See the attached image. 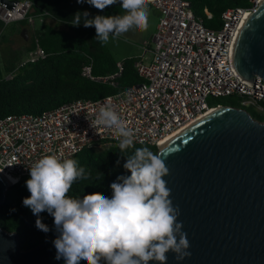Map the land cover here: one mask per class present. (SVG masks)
<instances>
[{
    "label": "built area",
    "instance_id": "built-area-1",
    "mask_svg": "<svg viewBox=\"0 0 264 264\" xmlns=\"http://www.w3.org/2000/svg\"><path fill=\"white\" fill-rule=\"evenodd\" d=\"M118 1V0H117ZM250 6L229 7L220 14V25L208 28L196 18L187 0H153L150 8L159 20L152 36L151 58H140L134 67L143 81L98 99H78L40 114H11L0 119V170L20 179L30 177L32 164L54 154L69 159L85 146L98 143L119 144L112 129L92 126L102 106L110 105L133 130L134 144L159 147L171 131L188 124L210 109L212 99L238 97L237 107L250 109L264 120V80L258 74L243 78L233 60V49L242 15L255 11L259 0ZM31 0H17L12 8L0 1L3 25L27 19ZM208 19L212 18L206 13ZM144 49H147L145 44ZM46 56L37 46L30 50L16 68ZM118 71L94 76L91 64L82 67V75L93 80L113 82ZM8 73L5 78L12 77ZM231 102V101H230ZM11 184V185H13ZM10 185V186H11Z\"/></svg>",
    "mask_w": 264,
    "mask_h": 264
},
{
    "label": "water",
    "instance_id": "water-1",
    "mask_svg": "<svg viewBox=\"0 0 264 264\" xmlns=\"http://www.w3.org/2000/svg\"><path fill=\"white\" fill-rule=\"evenodd\" d=\"M12 8L17 0H0ZM27 38V29L21 30ZM245 79L264 80V0L233 49ZM163 177L178 207L190 256L167 264H264V120L237 106L220 105L158 147ZM15 177L0 170V204ZM22 249L19 236L0 226V264H66L53 241ZM149 264H158L150 261Z\"/></svg>",
    "mask_w": 264,
    "mask_h": 264
},
{
    "label": "clouds",
    "instance_id": "clouds-1",
    "mask_svg": "<svg viewBox=\"0 0 264 264\" xmlns=\"http://www.w3.org/2000/svg\"><path fill=\"white\" fill-rule=\"evenodd\" d=\"M104 10L117 0H77ZM153 0H121L123 15L88 18V13H76L72 24L95 27L96 39L102 45L109 37L119 38L135 28L141 32L149 28V5ZM94 126L114 131L121 152L134 147V132L110 106H102L96 114ZM119 163V161L117 162ZM124 169L131 175L118 176L112 182L111 197L99 192L83 198L68 195L77 179L89 178L74 159H62L50 154L29 166L26 181L30 196L23 205L37 216L36 227L47 233L48 225L39 218L47 211L54 218L59 235L53 241L56 259L66 264H167L169 252L177 260L190 256L186 233L178 207L170 199L171 190L163 179L169 173L160 154L148 147L136 148L127 156Z\"/></svg>",
    "mask_w": 264,
    "mask_h": 264
},
{
    "label": "trees",
    "instance_id": "trees-1",
    "mask_svg": "<svg viewBox=\"0 0 264 264\" xmlns=\"http://www.w3.org/2000/svg\"><path fill=\"white\" fill-rule=\"evenodd\" d=\"M196 18H202L210 29L220 25V14L229 7H249L248 0H187ZM29 18H40V27L29 35L30 22L27 19L3 25L0 20V119L11 114H40L44 111L78 99H98L143 81L134 67L135 57L120 61V74L113 82L93 80L82 75V67L91 64L94 76H106L118 71V60L96 39L95 27L74 26L72 20L76 13H88L94 18L98 9L77 0H31ZM206 13L212 15L211 19ZM27 29L25 39L21 30ZM2 45H4L2 47ZM40 46L46 53L42 59L29 62L16 68L19 62L32 49ZM12 72L10 78L5 76ZM213 104L237 106L228 96L217 97ZM256 118H260L248 110ZM261 119V118H260ZM101 149L94 145L85 146L71 159L89 174V178L77 179L68 195L83 198L84 195L99 192L111 197L110 185L118 176L131 175L124 169L127 156L134 154L136 148L148 147L158 153V147L148 144H134V147L121 152L115 143H107ZM119 161V163H117ZM30 177L22 178L11 185L0 204V226L19 236L20 247L28 249L41 243L47 237L58 233L54 218L41 212L39 218L49 227L47 233L36 227L37 216L23 205V199L31 195L26 186ZM79 264H86L83 260Z\"/></svg>",
    "mask_w": 264,
    "mask_h": 264
},
{
    "label": "crops",
    "instance_id": "crops-1",
    "mask_svg": "<svg viewBox=\"0 0 264 264\" xmlns=\"http://www.w3.org/2000/svg\"><path fill=\"white\" fill-rule=\"evenodd\" d=\"M149 11H150L149 28L147 29V31L141 32V31L133 28L129 32L123 34L122 36H120L119 38H116V39H113L110 35L109 42L112 43L114 46L113 47V50H114L113 56H115V54H117L118 56H121L120 59H117L118 62L125 59V58H131V57L136 58V56H138L137 57L138 59L139 58L141 59L147 52H150L149 43L147 45V48L149 50L144 49V46H145V44H147V42L151 43L152 36L156 30V26H157V23L159 20V13H158V11H156L150 7H149ZM123 14H124V10L121 9V0H118L117 3H115L111 6H106V8L104 10L98 9V11H97V15H102V16H115V15H123ZM40 21H41L40 18H33L29 21L30 22L29 35H32L34 33V30L38 29L41 26ZM26 39H28V37ZM131 41H136L137 44L140 42H143V44L141 45L142 50L138 55H137L135 50L131 49V51H130L129 48L128 49L126 48L125 45L126 44L130 45ZM106 47L111 52L108 44H106Z\"/></svg>",
    "mask_w": 264,
    "mask_h": 264
},
{
    "label": "rangeland",
    "instance_id": "rangeland-1",
    "mask_svg": "<svg viewBox=\"0 0 264 264\" xmlns=\"http://www.w3.org/2000/svg\"><path fill=\"white\" fill-rule=\"evenodd\" d=\"M249 1V0H248ZM119 42V41H118ZM148 43H149V46L150 47H152V44L150 43V42H147V44L146 45H148ZM108 44V46L110 47V50H111V53L113 54V44L112 43H110V42H108L107 43ZM143 44V42H140V43H138L137 44V42L136 41H131V44L130 45H125L126 46V48L128 49L129 48V50L131 51V49H133V50H135L136 51V53H137V55L141 52V50H142V48H141V45ZM2 46H4V45H2ZM141 55V54H140ZM116 59H120L121 58V56H118L117 54H115V56H114ZM138 56H136V58H137ZM150 58H151V53L150 52H147L141 59L143 60V61H149L150 60ZM212 101L213 102H217V100H214V99H212ZM229 101H231L233 104H235V105H238V103H239V99H238V97H232V98H230V100ZM247 110H250V109H247ZM259 115H261L262 117H264V112H262V113H259ZM105 146V144L104 143H98V144H94V147L96 148V149H101L102 147H104Z\"/></svg>",
    "mask_w": 264,
    "mask_h": 264
},
{
    "label": "bare ground",
    "instance_id": "bare-ground-1",
    "mask_svg": "<svg viewBox=\"0 0 264 264\" xmlns=\"http://www.w3.org/2000/svg\"><path fill=\"white\" fill-rule=\"evenodd\" d=\"M263 0H259V6L261 5ZM258 6V8H259ZM255 11H251V12H245V14L242 15V21H241V26L238 32V36L240 35L242 29L244 28V26L246 25L247 21L249 20L250 16L254 13ZM238 38V37H237ZM217 108L214 109H210L207 112L203 113L202 115L198 116L197 118L193 119L191 122H189L188 124H185L171 132H169L160 142H159V146H161L163 143H165L166 141H168L170 138H172L173 136H175L177 133H179L180 131H182L184 128L188 127L189 125H191L192 123H194L195 121L199 120L200 118H202L203 116H205L206 114L210 113L211 111L215 110Z\"/></svg>",
    "mask_w": 264,
    "mask_h": 264
}]
</instances>
